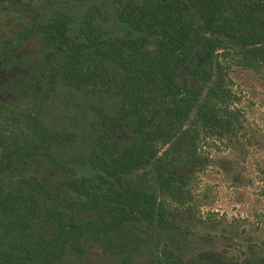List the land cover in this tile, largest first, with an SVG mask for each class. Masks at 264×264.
<instances>
[{"label": "trees", "instance_id": "trees-1", "mask_svg": "<svg viewBox=\"0 0 264 264\" xmlns=\"http://www.w3.org/2000/svg\"><path fill=\"white\" fill-rule=\"evenodd\" d=\"M0 13V264H231L186 255L178 211L200 140L237 129L231 71L264 74V0Z\"/></svg>", "mask_w": 264, "mask_h": 264}, {"label": "rangeland", "instance_id": "rangeland-1", "mask_svg": "<svg viewBox=\"0 0 264 264\" xmlns=\"http://www.w3.org/2000/svg\"><path fill=\"white\" fill-rule=\"evenodd\" d=\"M1 64L2 80L12 70ZM231 80L237 129L200 140L203 161L191 171L178 218L188 228L186 255L206 249L231 264H264V74L236 66Z\"/></svg>", "mask_w": 264, "mask_h": 264}]
</instances>
